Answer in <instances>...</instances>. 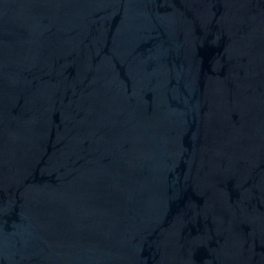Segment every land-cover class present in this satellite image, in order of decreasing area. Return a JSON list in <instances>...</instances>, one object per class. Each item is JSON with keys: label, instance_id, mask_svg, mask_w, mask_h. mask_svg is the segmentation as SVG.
I'll use <instances>...</instances> for the list:
<instances>
[{"label": "water", "instance_id": "1", "mask_svg": "<svg viewBox=\"0 0 264 264\" xmlns=\"http://www.w3.org/2000/svg\"><path fill=\"white\" fill-rule=\"evenodd\" d=\"M0 264H264V0H0Z\"/></svg>", "mask_w": 264, "mask_h": 264}]
</instances>
